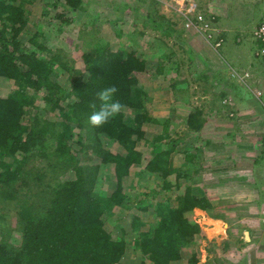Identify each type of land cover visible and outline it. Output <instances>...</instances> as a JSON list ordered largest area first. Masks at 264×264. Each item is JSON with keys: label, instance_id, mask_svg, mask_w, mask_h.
Here are the masks:
<instances>
[{"label": "trees", "instance_id": "obj_1", "mask_svg": "<svg viewBox=\"0 0 264 264\" xmlns=\"http://www.w3.org/2000/svg\"><path fill=\"white\" fill-rule=\"evenodd\" d=\"M31 2L0 0V79L18 82L8 96L0 95V204H13L18 217L14 231L0 208V264H172L183 260L186 250L204 237L190 219L192 211L211 208L200 188L187 186L177 197L176 207L167 201H130V208L155 214L150 222L131 213L130 231L137 235L139 262H125L126 240L104 227V212L128 202L123 185L133 167L144 165L141 173H156L164 179L175 174L172 146L156 145L159 150L146 163L136 146L145 137L143 125L159 122L145 107L146 92L137 76L147 69V59L132 44L130 49L113 51L101 39L87 44L83 55L87 76L76 73L46 46L43 31L30 32L26 43L20 39ZM59 5L83 8L81 0L51 3ZM57 68L67 72L66 85L53 78ZM111 85L118 88L115 98L125 107L104 126L92 127L88 121L99 108L97 93ZM38 99L59 118L49 120L38 109L30 123L24 122L26 108L35 106ZM200 114L196 110L188 116L192 130L203 126ZM114 143L120 151L109 148ZM85 147L101 163L114 167L115 181L107 197L93 192L99 171L98 166L80 160L82 151L88 153ZM50 169H71L75 177L50 182ZM182 177L188 179L189 170L177 174L178 180ZM169 185L165 180L162 188L170 189ZM188 261L197 264L198 256L192 254Z\"/></svg>", "mask_w": 264, "mask_h": 264}, {"label": "rangeland", "instance_id": "obj_2", "mask_svg": "<svg viewBox=\"0 0 264 264\" xmlns=\"http://www.w3.org/2000/svg\"><path fill=\"white\" fill-rule=\"evenodd\" d=\"M54 1L32 0L28 5L27 26L20 35V39L24 43L27 42L30 32L43 31L45 37L43 40L50 51L59 53V56L67 61V64L71 65L76 73H84L86 76V63L83 55L90 42L105 40L113 51L120 48L130 49V44H132L147 59V69L137 73V76L139 84L146 92L145 107L150 115L158 119L159 122L143 125L145 137L137 141L136 146L145 157L144 163L152 157L154 152L159 150L156 145L161 146V149L172 146L174 151L185 147L186 149L193 148L192 144L201 145L200 143L205 138L214 135L215 126L214 122H211L214 121V117L211 116L216 113L219 115L218 118L230 117L224 104L211 103V98L217 97L220 88H218L219 85L214 87L216 79H212L206 74L205 57L208 56V50L210 53H214L213 50L197 33H193L190 29L186 31L181 16L177 15L175 5L170 0H81L83 8L76 9H62L61 5L52 7L51 3ZM197 1L201 10L207 14L206 16L215 18L218 27L228 25L233 28L234 32L236 29L243 35V49H238L239 46L233 49V46H230L228 42L230 34L224 37V42L216 49V52L225 60L221 64H228L227 67L230 71H239L242 69L237 65H244L252 61L256 65L254 68L251 67V72L254 73V69H257L264 76V60L261 56H256L255 52L259 44L252 34L259 23H264V19L260 17V12H264V0ZM45 9H47V13L44 12ZM205 10L211 12L214 17ZM60 12H63L62 17L57 16ZM68 19H70L69 22H64ZM133 23H137L135 29ZM238 35L240 33L230 36L231 40ZM261 61L262 63H260ZM53 78L62 84H67V72L61 71L60 68L56 69ZM258 80L259 78L256 83L259 82ZM17 86V81L0 79L1 97L8 96ZM252 90L254 89L252 88ZM176 94L179 95V98L189 102L188 106H184L183 109L178 108L179 110L175 105L164 108V103L171 104L170 100L175 104ZM256 95L258 99L255 100L262 104V112H255L248 123V119L245 120L248 125L245 131L247 136L251 137L249 142L254 150L251 152V156L256 157L257 161L259 153L261 155L264 151V102L257 91ZM208 101H210L209 104ZM36 103L35 106L26 108L24 122L30 123L38 109H41L42 117L49 120L59 118L56 111L51 110L43 100L38 99ZM193 103L197 105L194 107H198L201 103V105H209L213 109L207 111L204 106L201 110L204 116V118L201 116L204 119V126L199 132L190 130L186 124L187 116L193 111H190ZM254 115L256 116L254 117ZM181 142L183 143L181 144ZM79 146L75 145L76 148ZM109 148L113 152L121 150V147L115 143L109 145ZM87 151L88 153L82 151L79 154L80 160L84 165L98 166L99 171L93 192L101 197H107L112 192L115 181L114 167L101 163L100 159L93 156L91 149H87ZM195 153L197 154V151ZM248 153L247 155L250 156V150ZM181 157L178 154L171 155V165L175 169V174H171L165 179L156 173H141L144 165L133 167L132 174L125 178L123 185V193L128 197L127 204L113 207L111 211L104 212L105 229L112 236L124 237L126 240L125 262H139L141 256L136 242L137 235L130 231L131 213L138 214L141 220L150 222L154 220L155 216L151 211L144 213L130 208V201L142 200L149 203L167 201L171 207H176L178 206L177 197L183 194L186 187L198 184L196 186L205 188L207 193L206 188L214 186V192L208 193V196L215 199L216 203L205 211L208 217L196 214L190 219L200 225L201 231L204 230L202 227H205L206 231L216 238L208 239L202 232L204 237L200 243L186 250L183 260L172 264H190L188 260L192 254L198 256L197 264H264V247L260 245L263 243L258 239L256 245L245 244L249 242L247 238L252 232L259 230V233H262L261 231L264 229V223L258 218L260 202L258 189L261 181L257 163L247 164V160H245L237 168L234 165L235 172H232L231 169L232 175L229 174L230 176L227 173L207 170L205 167V171L202 169L198 172H190L188 183H186L183 177L180 180L177 179L179 171L176 170L179 168L176 167L181 164ZM249 161H252V158ZM225 174H227V179L224 177ZM47 177L48 181L53 182L56 179L59 181L71 179L75 175L71 169L68 171L50 169ZM165 180L169 181L170 187L168 186V188L170 189L162 188ZM227 195H232L233 199L224 200L229 199ZM5 204L7 203L1 201L0 208H3L1 213L6 216L9 227L15 231L18 218L16 210L13 204ZM233 215L236 217H232ZM237 215L245 216L243 217L245 220L238 222L237 220L241 217ZM247 224L253 225L252 228L256 229L253 230ZM228 232L231 233V236ZM15 235L19 239L18 233ZM233 237H236L237 242L232 246L228 243L229 239H234ZM146 264H150V262L147 261Z\"/></svg>", "mask_w": 264, "mask_h": 264}, {"label": "crops", "instance_id": "obj_3", "mask_svg": "<svg viewBox=\"0 0 264 264\" xmlns=\"http://www.w3.org/2000/svg\"><path fill=\"white\" fill-rule=\"evenodd\" d=\"M262 7V4H261ZM208 14H210L211 16H213V14L209 11H206ZM155 13V11H154ZM260 17L262 19H264V12H260ZM214 17V16H213ZM218 22H215V18H213L210 21L211 24V29L213 30V35L214 37H220L221 41H220V45L217 47H214L211 43V41H207L204 37L203 34L190 29V31H192L193 33H197V35L200 36V38H202L206 43L207 46L213 50L214 53H210L208 50L207 53V57L205 60V64H207V70L210 69L209 71L206 70V74H208L212 79H216V81L214 82V87L218 86V95L217 97H213L211 98L212 101L211 103L216 102L217 104H224V106L227 108V113L230 117H232L230 119V117H226V116H222L218 118V114L216 115V113L214 114L213 120L211 121L212 123L214 122V135H211L210 138H205L200 144H192L193 148L190 149H186L185 148H181V149H177L176 151L172 152L171 155L173 154H178L181 157V164L179 166H177L176 171H179V174H182L183 172H186L187 170H189V173H194L195 171H201L202 169L205 171V167L207 170H212L213 172H221L223 173H227L228 175H232V172H235L234 170L237 168L238 165L241 164V162L247 160V164H251V162L253 164L257 163L258 165V170H259V176H260V187L258 189V197H259V204H258V210L264 205V196H263V190H264V178L261 175V167L264 163V151L263 153L260 155L259 153V157L257 158L256 161V157L251 156V152H253L254 150L251 147V142L250 139L251 137L247 136V132L245 130V128H248L247 123L250 122V118H253V114L256 113H261V106L262 104L259 103L255 100L258 99L257 95H256V91L264 90V76L261 74L260 70L254 69V73H252V68H254V66L256 65L254 62L250 61L247 62L244 65H237L238 67H241L242 70L236 71V70H228L229 68L227 67L228 64H221L222 62L224 63V58H222L218 52H216V49L219 48L221 46V43L224 42V37L227 35H229V39L228 42L230 44V46L234 49V47L236 48L237 46L238 49L240 48H244V38L242 39V33L237 31L235 29L236 32H234L232 29L230 28V26H224L222 25L221 27L217 26ZM137 23H133V28L135 29ZM189 31V30H186ZM236 33H240V35L236 36L233 38V40H231L232 35H235ZM222 34V35H221ZM203 41V42H204ZM204 42V43H205ZM208 49V48H207ZM237 50V49H235ZM194 53V52H192ZM256 56L260 57L257 53ZM261 59V58H260ZM262 63V61L260 62ZM223 67V68H222ZM251 68V69H250ZM207 76V77H209ZM209 77V78H210ZM259 78V82L256 83V80ZM252 88L254 90H252ZM235 92V93H234ZM175 99V104L172 103V101L170 100V105L169 102L164 103L165 105L163 106L164 108H168L169 106H173L175 105V107L177 108V110L179 109H183L186 106H188L189 102L184 101V99L179 98V95L176 94ZM182 100V101H180ZM264 102V96H262L261 99ZM188 103V104H187ZM210 103V101H208V104ZM186 104V105H185ZM261 104V105H260ZM185 106V107H184ZM197 105H194L190 107V111H201L203 110L204 106L200 105L198 107H194ZM203 106V107H202ZM174 107V108H175ZM207 109V111H209L210 109H212L211 107H209V105L205 106ZM179 108V109H178ZM213 110V109H212ZM207 114V113H206ZM222 114V113H221ZM224 115V114H222ZM227 115V116H228ZM202 116V118H204L203 113L201 111V114L199 115V118ZM237 116V117H235ZM256 115H254L255 117ZM216 119V120H215ZM247 123L245 120H247ZM188 116L186 118V124L187 127L188 126ZM204 120V119H203ZM163 121V120H162ZM204 126V125H203ZM202 126V127H203ZM201 127V128H202ZM201 128H199L198 130H195L196 132L201 131ZM190 130H192L191 128H189ZM194 130V129H193ZM192 130V131H193ZM194 131V132H195ZM214 136V137H213ZM183 142H181L182 144ZM250 150V156L247 155L248 151ZM197 151V154L195 155L194 153ZM188 156L187 158V155ZM249 154V153H248ZM197 156V157H196ZM173 157V156H172ZM252 161H249V159ZM202 159V160H201ZM234 165H236V168L234 167ZM232 167V168H231ZM181 168V169H180ZM232 169V172H231ZM227 174L224 175V177L227 179ZM234 174V173H233ZM229 175V176H230ZM190 180V179H189ZM185 182L188 183V180L185 178ZM222 182H223V178H222ZM190 183V182H189ZM189 185V184H188ZM198 184H195V186H191V188H200L204 194L206 199L209 201V203L212 205H215L216 200L212 199L208 196L209 194H212V192H214V186L213 188H206L208 190V193L205 192V188L200 187V186H196ZM230 192V190H228ZM184 193V192H183ZM261 194V197H260ZM227 197L229 199H224V200H231L233 199L232 195H227ZM206 210H201L199 208H196L192 211L191 214V218H193V215L196 216V214L201 215V217H208L206 215ZM241 215V213H240ZM239 215V216H240ZM238 216V215H237ZM238 216V217H239ZM216 217V216H214ZM232 217H236L235 215H233ZM241 218H239L237 221L241 222L243 219V217L245 216H240ZM210 221H216V220H211ZM249 222V221H248ZM197 223V222H196ZM198 224V223H197ZM199 225V224H198ZM248 227H251L253 225L247 224ZM200 227V225H199ZM204 230L201 231L204 233V235H206V238L208 239H212V238H216L214 236H211L210 233H208V231H206L205 227H202ZM253 230L256 228H252ZM202 230V229H201ZM262 233H259L258 231H254V232H250V237L248 236V241L245 244L246 245H256L258 243V239L260 240V242H262L263 244H260L261 246L264 247V229L261 231ZM229 235L231 236V233L228 232ZM234 239H229V245L235 244V242H237L236 237H233ZM243 247V246H241ZM264 253V251H263Z\"/></svg>", "mask_w": 264, "mask_h": 264}, {"label": "built area", "instance_id": "obj_4", "mask_svg": "<svg viewBox=\"0 0 264 264\" xmlns=\"http://www.w3.org/2000/svg\"><path fill=\"white\" fill-rule=\"evenodd\" d=\"M175 6V12L184 23L186 30L192 29L201 34L207 41H211L214 47L220 45L221 38L214 37L213 30L211 29L210 21L212 17L206 16L200 7L197 0H170ZM253 37L258 42L259 47L255 53L262 57L264 60V23H259L252 32ZM259 95L264 96V90L257 91ZM258 95V96H259ZM261 175L264 178V163L261 167ZM264 194V190H263ZM259 220L264 223V205L259 209L258 213Z\"/></svg>", "mask_w": 264, "mask_h": 264}, {"label": "clouds", "instance_id": "obj_5", "mask_svg": "<svg viewBox=\"0 0 264 264\" xmlns=\"http://www.w3.org/2000/svg\"><path fill=\"white\" fill-rule=\"evenodd\" d=\"M117 92L118 88L115 85H111L97 93V99L100 102L99 108L90 114L88 121L92 127L104 126L123 111L125 106L119 99L115 98ZM95 107L93 105V108Z\"/></svg>", "mask_w": 264, "mask_h": 264}]
</instances>
